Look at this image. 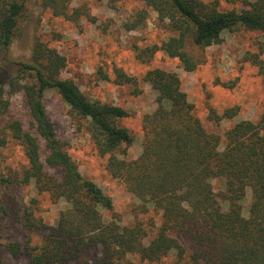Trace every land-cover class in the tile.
I'll use <instances>...</instances> for the list:
<instances>
[{"label": "trees", "instance_id": "obj_1", "mask_svg": "<svg viewBox=\"0 0 264 264\" xmlns=\"http://www.w3.org/2000/svg\"><path fill=\"white\" fill-rule=\"evenodd\" d=\"M35 1L0 0V117L9 113L17 94L29 115V129L18 118L5 125V133L23 147L27 165L15 180L1 176L0 185H33L38 195L49 194L55 203L64 200L69 207L56 225L46 226L36 219L37 200L29 201L22 208L24 226L30 233L42 232V242L9 244L10 254L24 257L23 264H75L92 251L100 255L95 264H129L136 258L165 264L172 257L179 264H264V119L235 124L223 147L222 137L209 132L196 115L181 80L153 69L144 81L157 92V107L143 117L142 152L130 159L135 139L119 125L129 112L91 101L73 80L63 79L64 55L37 38L31 58L12 57L20 20ZM45 1L52 6L56 0ZM141 1L174 31L153 54L163 51L189 73L202 63L195 51L213 46L225 32L244 28L264 33V0H234L242 3L241 10H224L218 0ZM145 19L141 15L131 29ZM258 49L252 61L264 74V41ZM116 82L137 84V79L116 69ZM48 90L56 91L87 122L99 154L107 157L109 174L141 201L142 211L152 207L157 212L160 221L151 232L140 221L123 225L112 198L82 175L47 114ZM209 114L217 122L231 120L237 108L219 114L210 107ZM215 180L224 182L220 193L214 190ZM249 190L252 201L246 218L242 203ZM1 208L7 213V207ZM101 209L112 214L110 220ZM0 264L7 263L0 258Z\"/></svg>", "mask_w": 264, "mask_h": 264}, {"label": "rangeland", "instance_id": "obj_2", "mask_svg": "<svg viewBox=\"0 0 264 264\" xmlns=\"http://www.w3.org/2000/svg\"><path fill=\"white\" fill-rule=\"evenodd\" d=\"M218 1L224 10L243 8L241 2L234 0ZM141 15L146 19L131 29ZM18 34L12 57L31 58L38 38L67 58L63 79L73 80L91 101L117 105L129 112V117L121 119L119 125L128 128L135 139L130 159H136L142 152L143 117L157 107L158 94L144 81V76L153 69L165 70L181 80L182 90L195 105L196 115L209 132L222 137L223 147L227 131L235 124L241 121L259 124L264 119V74L252 61L264 41L262 32L244 28L225 32L213 46L195 51L202 63L190 73L178 59L170 58L163 51L153 54L152 50L174 36V31L168 21H161L158 13L141 0H56L52 6L45 0H36L27 5ZM116 69L136 78L137 84H117ZM44 102L57 137L66 142L67 151L82 175L112 198L121 223L131 226L140 221L151 232L152 225L160 221L159 215L152 207L144 213L141 201L109 174L107 157L99 154L87 122L73 113L54 90L46 92ZM210 107L219 114L237 108V115L217 122L210 118ZM15 118L29 129V115L21 94L12 96L9 113L0 117V180L1 176L15 180L27 165L19 141L5 133L6 123ZM45 156L43 150L42 157ZM213 185L215 192L224 190L222 180L213 181ZM32 199L37 200L36 219L46 226L56 225L60 213L69 207L64 200L55 203L49 194L38 195L33 185L23 187L15 183L9 188L0 185V258L7 264L25 262L24 257L16 259L10 254L9 244H25L28 239L33 245L42 242V232L30 233L24 226L22 208ZM251 201L249 190L242 203L246 218ZM2 205L8 208L7 213ZM101 211L106 220L111 219V213ZM99 256L98 251H92L75 264H95ZM129 264L152 263L136 258ZM165 264L179 263L172 257Z\"/></svg>", "mask_w": 264, "mask_h": 264}]
</instances>
